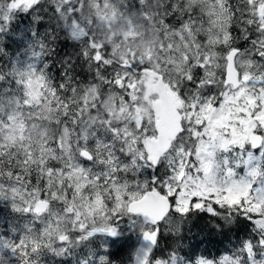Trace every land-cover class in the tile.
<instances>
[{
  "label": "snow or ice",
  "instance_id": "snow-or-ice-1",
  "mask_svg": "<svg viewBox=\"0 0 264 264\" xmlns=\"http://www.w3.org/2000/svg\"><path fill=\"white\" fill-rule=\"evenodd\" d=\"M0 264H264V0H0Z\"/></svg>",
  "mask_w": 264,
  "mask_h": 264
},
{
  "label": "trees",
  "instance_id": "trees-1",
  "mask_svg": "<svg viewBox=\"0 0 264 264\" xmlns=\"http://www.w3.org/2000/svg\"><path fill=\"white\" fill-rule=\"evenodd\" d=\"M210 219L211 218L208 217L207 214H195L191 218V223L184 227L182 243L184 245L196 246L198 254L203 252L215 254L218 250L222 251L225 247L229 246V240L233 238L232 233H221L217 231L212 226ZM235 231L234 229V232ZM175 240L176 237L166 236L162 240V243L166 241L171 244ZM123 251L126 253L124 256L126 259L127 251ZM112 252L117 253L116 249Z\"/></svg>",
  "mask_w": 264,
  "mask_h": 264
},
{
  "label": "rangeland",
  "instance_id": "rangeland-1",
  "mask_svg": "<svg viewBox=\"0 0 264 264\" xmlns=\"http://www.w3.org/2000/svg\"><path fill=\"white\" fill-rule=\"evenodd\" d=\"M5 44L7 46V49L9 51V53H13L17 47V45L15 43H13L11 40H6L5 41ZM13 50V51H12ZM65 52H71V47L68 46V45H61L60 46V51H59V54L61 56L64 55ZM119 245H117L116 247H113L111 249V251L115 250L116 249V259L119 260L121 258H125L124 256L126 255L125 251H121L120 248L118 247ZM127 251V249H125ZM120 251V252H119Z\"/></svg>",
  "mask_w": 264,
  "mask_h": 264
},
{
  "label": "flooded vegetation",
  "instance_id": "flooded-vegetation-1",
  "mask_svg": "<svg viewBox=\"0 0 264 264\" xmlns=\"http://www.w3.org/2000/svg\"><path fill=\"white\" fill-rule=\"evenodd\" d=\"M11 54V53H10Z\"/></svg>",
  "mask_w": 264,
  "mask_h": 264
}]
</instances>
